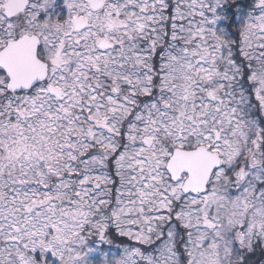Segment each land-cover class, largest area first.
<instances>
[{"label":"snow or ice","instance_id":"6c2138e0","mask_svg":"<svg viewBox=\"0 0 264 264\" xmlns=\"http://www.w3.org/2000/svg\"><path fill=\"white\" fill-rule=\"evenodd\" d=\"M0 264H264V0H0Z\"/></svg>","mask_w":264,"mask_h":264}]
</instances>
